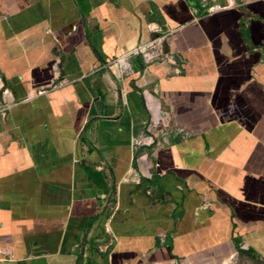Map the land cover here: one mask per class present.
I'll return each mask as SVG.
<instances>
[{
	"label": "crops",
	"instance_id": "0c3cea01",
	"mask_svg": "<svg viewBox=\"0 0 264 264\" xmlns=\"http://www.w3.org/2000/svg\"><path fill=\"white\" fill-rule=\"evenodd\" d=\"M1 106L0 264H264V0H0Z\"/></svg>",
	"mask_w": 264,
	"mask_h": 264
},
{
	"label": "rangeland",
	"instance_id": "374dc122",
	"mask_svg": "<svg viewBox=\"0 0 264 264\" xmlns=\"http://www.w3.org/2000/svg\"><path fill=\"white\" fill-rule=\"evenodd\" d=\"M231 264H261V263L258 260H255V259L248 257V256H241V257L239 256Z\"/></svg>",
	"mask_w": 264,
	"mask_h": 264
},
{
	"label": "built area",
	"instance_id": "2783aa9c",
	"mask_svg": "<svg viewBox=\"0 0 264 264\" xmlns=\"http://www.w3.org/2000/svg\"><path fill=\"white\" fill-rule=\"evenodd\" d=\"M6 110H7V106H1V107H0V114H1V115H4L5 112H6Z\"/></svg>",
	"mask_w": 264,
	"mask_h": 264
},
{
	"label": "trees",
	"instance_id": "16d2710c",
	"mask_svg": "<svg viewBox=\"0 0 264 264\" xmlns=\"http://www.w3.org/2000/svg\"><path fill=\"white\" fill-rule=\"evenodd\" d=\"M242 255H248L249 257L253 258L254 259V256H252V252H244V251H241L240 252Z\"/></svg>",
	"mask_w": 264,
	"mask_h": 264
}]
</instances>
